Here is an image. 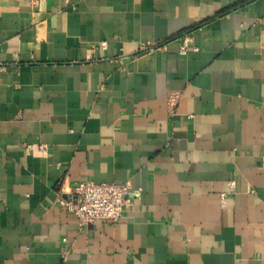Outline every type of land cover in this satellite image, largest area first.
<instances>
[{
  "label": "crops",
  "instance_id": "1",
  "mask_svg": "<svg viewBox=\"0 0 264 264\" xmlns=\"http://www.w3.org/2000/svg\"><path fill=\"white\" fill-rule=\"evenodd\" d=\"M0 264H264V0H0Z\"/></svg>",
  "mask_w": 264,
  "mask_h": 264
},
{
  "label": "built area",
  "instance_id": "2",
  "mask_svg": "<svg viewBox=\"0 0 264 264\" xmlns=\"http://www.w3.org/2000/svg\"><path fill=\"white\" fill-rule=\"evenodd\" d=\"M155 47L157 46L155 45ZM186 47L187 45L184 43L181 50L185 52ZM178 100V94L170 96V111L172 114L177 112ZM26 149L31 151L33 147L27 146ZM40 149L44 154H47V145H40ZM230 185L235 186V182L232 181ZM133 199L134 193L132 192L131 181L118 184L99 183L88 179L71 187L62 185V188L58 191L57 203L73 213L78 218L79 227L84 229L97 221L120 222L128 207L132 206Z\"/></svg>",
  "mask_w": 264,
  "mask_h": 264
}]
</instances>
